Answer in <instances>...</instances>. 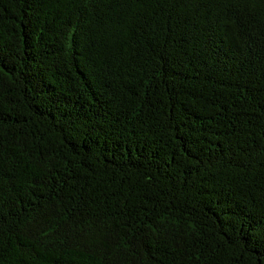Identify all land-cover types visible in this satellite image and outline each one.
Here are the masks:
<instances>
[{
	"label": "trees",
	"instance_id": "obj_1",
	"mask_svg": "<svg viewBox=\"0 0 264 264\" xmlns=\"http://www.w3.org/2000/svg\"><path fill=\"white\" fill-rule=\"evenodd\" d=\"M0 264H264V0H0Z\"/></svg>",
	"mask_w": 264,
	"mask_h": 264
}]
</instances>
